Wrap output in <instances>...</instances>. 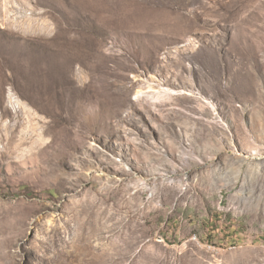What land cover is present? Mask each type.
Segmentation results:
<instances>
[{
    "label": "rangeland",
    "instance_id": "obj_1",
    "mask_svg": "<svg viewBox=\"0 0 264 264\" xmlns=\"http://www.w3.org/2000/svg\"><path fill=\"white\" fill-rule=\"evenodd\" d=\"M0 264H264V0H0Z\"/></svg>",
    "mask_w": 264,
    "mask_h": 264
}]
</instances>
